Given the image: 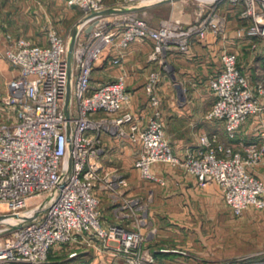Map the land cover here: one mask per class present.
I'll return each mask as SVG.
<instances>
[{
    "label": "built area",
    "instance_id": "2783aa9c",
    "mask_svg": "<svg viewBox=\"0 0 264 264\" xmlns=\"http://www.w3.org/2000/svg\"><path fill=\"white\" fill-rule=\"evenodd\" d=\"M66 1L84 10L71 70L67 61L71 35L67 38L56 28L48 30L44 44L13 36L4 51L18 72L7 81L9 91L0 94V205L5 207L0 209V264H36L46 260L54 246L72 242L100 245L118 256L98 264L153 263L154 254L145 245L144 220L136 218L126 225L102 219L95 182L104 180L108 188L127 183L124 176L114 181L109 173L101 174L104 131L141 142L135 167L147 179L155 178L152 165L165 161L195 175L203 185L215 181L235 216L251 206L264 207V180L253 169L264 162V70L262 79L253 80L241 68L237 50L225 46L220 53L222 67L209 80L216 98L207 116L222 119L231 138L249 117H259L263 140L250 141L242 149L202 132L183 157L176 154L166 136L162 98L156 90L157 69L146 85L151 112L143 123L141 115L126 107L131 96L124 75L92 82L106 48L115 47L110 61L120 63L124 48L138 38H148L153 44L149 59L161 57L162 61L168 51L187 50L209 33L224 34L228 17L221 12V4L225 2L239 9L236 36L248 37L253 52L264 61V0H201L207 9L197 21L182 24L167 17L157 25L138 9L159 0ZM111 5L147 6L86 17ZM91 22L90 31L83 35Z\"/></svg>",
    "mask_w": 264,
    "mask_h": 264
},
{
    "label": "crops",
    "instance_id": "0c3cea01",
    "mask_svg": "<svg viewBox=\"0 0 264 264\" xmlns=\"http://www.w3.org/2000/svg\"><path fill=\"white\" fill-rule=\"evenodd\" d=\"M192 7L190 0H167L151 4L141 11L143 14H152L165 8L169 17L189 24L202 17L207 9L206 6L204 12L197 14ZM238 11L230 3H222L221 12L228 17L224 34L209 33L206 38L195 40L187 50L175 48L168 51L166 60L175 65V72L170 77L163 69L164 66L158 64L157 60L149 59L152 41L138 38L124 48L120 63L110 61L117 52L115 47L106 48L97 62L96 70L109 72L108 77L94 80L92 76V82L98 84L124 75L131 96L126 107L135 111L139 117L141 115L140 121L143 123L151 112L146 92L148 78L154 69L159 70L161 76L156 90L162 98L166 136L179 156L183 157L188 147L199 142L202 132L232 143L238 149L250 141L261 142L263 138L259 135V117H249L231 138L224 121L209 118L206 114L208 105L202 103L205 96L201 90L209 85L210 77L221 69L220 53L225 46L238 51L241 68L253 80L263 77V57L255 55L248 37L239 38L235 34V24L240 20ZM83 14L82 6L69 5L66 0H0V51H5L13 36L29 37L38 44L47 43L50 28L64 30L71 22L77 23ZM86 33L84 31L82 34L86 36ZM11 66L15 75L18 69ZM180 84L184 90L189 89L183 97L179 94ZM8 91L7 84L2 93ZM103 143L101 174L109 173V178L114 181L124 176L127 183L124 187L116 183L114 187L108 188L104 180L100 179L95 182L94 190L109 206V217L113 218L111 221L128 225L136 218L144 220L143 227L147 235L145 245L154 254L152 264H212L230 257L227 211L234 215L224 199L220 185L215 181L203 185L195 175L165 161L155 162L152 165L155 178L147 179L135 167V157L141 149V142L104 131ZM253 169L264 180V162ZM130 198L134 200L133 204H129ZM218 243L221 250L218 246L213 250ZM79 246L82 247L78 256L81 264H98L102 260L118 258L115 254H107L112 252L100 245L82 242Z\"/></svg>",
    "mask_w": 264,
    "mask_h": 264
},
{
    "label": "rangeland",
    "instance_id": "374dc122",
    "mask_svg": "<svg viewBox=\"0 0 264 264\" xmlns=\"http://www.w3.org/2000/svg\"><path fill=\"white\" fill-rule=\"evenodd\" d=\"M106 1L109 2V0ZM113 1L117 2L118 0H113ZM193 1L190 0V3H192L193 5L192 8L194 10L196 9L195 13L201 14L202 12H204L206 8V4H204L203 1L201 0H193ZM138 13L143 15L151 24H155V25L160 23L161 20L160 18H167L168 16L165 8L160 10L159 12L155 11L152 14H147V13L143 14L141 9H138ZM178 22L180 21L178 20ZM75 25L76 22L74 23L71 22L69 25H67V27L64 30H60L57 28L56 29L64 33L67 36V38H70L71 32L75 27ZM160 58L159 59L154 58L152 59V61L157 60L158 64L162 65V67L164 66L163 69H165V71L167 72V76L170 77V75L174 74L175 72V65L166 60V55L163 56L162 61ZM14 72L15 70L11 66V63L5 57L4 51H0V94L1 95L3 94L2 92L6 90L7 81L9 80L10 77H12V75H14ZM108 73L109 72L101 73L100 70H95L92 76L94 80L102 77L107 78ZM178 89H179V94L182 97L183 95H185V91L189 92V89L184 90V88H182V84L178 86ZM201 93H203L205 96L204 99L202 100V103L204 105H208V110L206 111L207 114L216 97L213 91L210 89L209 85H205V87L201 90ZM30 204H33V202ZM100 205H101L102 217L104 221L106 223H111L112 222L111 220L113 218L110 219L109 217L110 216L109 206H107L106 201L104 202L103 199L100 200ZM3 208H5L4 205L3 206L0 205V209ZM227 217H229L228 247L230 248V257L224 258L222 261L219 262H213L212 264H264V207L258 208L255 206H251L250 209L236 216L230 215V212L227 211ZM217 238L219 239L220 237ZM79 245L81 244L77 242L67 243L63 245H56L51 249L46 260L38 262L36 264H81L79 262L80 258L78 256L81 254L80 249L82 247ZM217 246L220 251L221 248L219 243L218 245H215V247H213L214 248L213 250H215ZM204 247L205 245L203 246V248ZM71 250H76L77 254L71 255L69 253ZM107 254H114V253L112 252ZM103 262H109V261H103ZM206 263L211 264L209 262ZM20 264H30V263H20Z\"/></svg>",
    "mask_w": 264,
    "mask_h": 264
},
{
    "label": "water",
    "instance_id": "95a60500",
    "mask_svg": "<svg viewBox=\"0 0 264 264\" xmlns=\"http://www.w3.org/2000/svg\"><path fill=\"white\" fill-rule=\"evenodd\" d=\"M167 0H159L157 1V3H160V2H166ZM147 5H141V6H138L136 5V7H125V6H118V5H111V6H108V7H105V9H101V10H97V11H93V12H90V14H88L86 17L87 18H90V17H94V16H100V15H105L107 13H118V12H121V11H128V10H136L137 8H140V7H146ZM149 6V5H148ZM77 25H78V22L76 23L75 27L73 28L72 32H71V40L69 42V45H68V53H67V61H68V67L69 69L71 70L73 67V61H74V51H73V48H74V44H75V39H76V33H77ZM93 26V22L90 23V25L86 28V31H90L91 27ZM69 97V91L67 93V98ZM68 100L69 98L67 99V104H68ZM66 112H68V108L66 107ZM68 144V147H67V152H66V158L68 160V165L70 166L71 164V149H72V145L70 144V142L67 143ZM2 216H0V219H1ZM19 224H14L13 227H17L19 226Z\"/></svg>",
    "mask_w": 264,
    "mask_h": 264
},
{
    "label": "bare ground",
    "instance_id": "6f19581e",
    "mask_svg": "<svg viewBox=\"0 0 264 264\" xmlns=\"http://www.w3.org/2000/svg\"><path fill=\"white\" fill-rule=\"evenodd\" d=\"M6 219H9V218H6Z\"/></svg>",
    "mask_w": 264,
    "mask_h": 264
}]
</instances>
